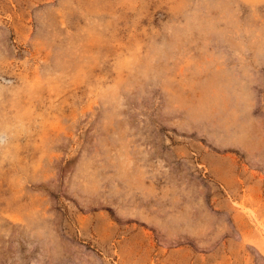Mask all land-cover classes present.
Listing matches in <instances>:
<instances>
[{
	"label": "rangeland",
	"instance_id": "obj_1",
	"mask_svg": "<svg viewBox=\"0 0 264 264\" xmlns=\"http://www.w3.org/2000/svg\"><path fill=\"white\" fill-rule=\"evenodd\" d=\"M0 264H264V0H0Z\"/></svg>",
	"mask_w": 264,
	"mask_h": 264
}]
</instances>
